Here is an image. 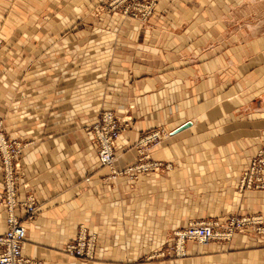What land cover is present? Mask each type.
<instances>
[{
	"label": "crops",
	"instance_id": "obj_1",
	"mask_svg": "<svg viewBox=\"0 0 264 264\" xmlns=\"http://www.w3.org/2000/svg\"><path fill=\"white\" fill-rule=\"evenodd\" d=\"M105 1L0 0V122L9 139L34 141L18 172L19 195L39 204L24 257L264 264V241L248 234L231 243L189 241L183 259H149L192 220L264 216V190L239 188L264 145V0H159L147 22H121ZM102 110L130 124L115 171L136 164L138 142L155 129L171 133L151 150L163 166L113 177L89 130ZM6 218L0 206V235ZM81 226L97 235L93 261L65 251Z\"/></svg>",
	"mask_w": 264,
	"mask_h": 264
},
{
	"label": "built area",
	"instance_id": "obj_2",
	"mask_svg": "<svg viewBox=\"0 0 264 264\" xmlns=\"http://www.w3.org/2000/svg\"><path fill=\"white\" fill-rule=\"evenodd\" d=\"M133 4V6H132ZM116 5L123 7L127 15L133 19L147 22L155 13L157 0H116ZM129 16V15H128ZM2 40L0 39V46ZM130 128L128 121L121 119L113 111H103L90 126L92 142L102 166L109 167L113 177L122 174H142L155 172L163 166L161 162L152 160L151 150L161 144L171 133L165 129L150 130L143 134L138 142V160L134 166L117 172L114 170L116 147L122 134ZM24 146L21 141L9 139L0 122V163L2 186L0 187V206L6 209L7 231L0 235V264H31V260L23 255L28 237L27 225L39 212V204L34 195L20 196L18 181L20 157ZM167 168V166H166ZM136 177V176H135ZM241 191L264 190V145L260 146L256 155L250 160L247 168L241 173L239 184ZM253 231L264 239V218L260 214L239 216L229 215L225 220L191 221L188 225L174 233V239L166 252L177 257L187 256L186 244L193 241L199 246L211 242L230 241L237 232ZM98 238L95 233L81 226L73 241L65 248L67 254L87 261L96 258ZM150 259L153 258L150 256Z\"/></svg>",
	"mask_w": 264,
	"mask_h": 264
},
{
	"label": "rangeland",
	"instance_id": "obj_3",
	"mask_svg": "<svg viewBox=\"0 0 264 264\" xmlns=\"http://www.w3.org/2000/svg\"><path fill=\"white\" fill-rule=\"evenodd\" d=\"M106 3L104 4V9H106L107 10V12L109 13V14H112V13H117V12H119L120 14H121V22L123 21V20H127V19H133V18H131L130 17V14H131V12H129L127 15H125L124 14V12H125V10H124V8L123 7H125V6H120V5H116V0H106L105 1ZM158 3H159V0H157V7H158ZM132 6H133V4H132ZM157 7H156V10H157ZM155 13H156V11H155ZM154 13V14H155ZM153 14V15H154ZM129 15V16H128ZM153 17V16H152ZM151 17V18H152ZM135 20H137V19H135ZM140 21V20H139ZM0 39L2 40V45L0 46V54L2 53V51H3V49H4V47H5V45H6V42H5V40L4 39H2L1 37H0ZM103 111H108V110H102L100 113H102ZM100 113H99V115H100ZM119 117V116H118ZM121 118V117H120ZM121 119H123V118H121ZM130 123H131V121H130ZM16 140H18V139H16ZM22 144H23V146H24V149L25 148H27V147H30L32 144H34V141H31V142H22ZM233 214H236V215H239L238 213H233ZM253 214H258V213H253ZM260 214V213H259ZM231 215V214H230ZM260 215H262V214H260ZM239 216H245V215H239ZM263 216V215H262ZM263 218H264V216H263ZM192 221H203V220H192ZM191 222V221H190ZM189 223V222H188ZM181 230V229H180ZM179 231V230H178ZM77 233V232H76ZM244 234H248V238H251V239H258V240H262V241H264V239L263 238H261L260 236H259V234H257L256 232H253L252 230L251 231H244V232H237L235 235H234V237L230 240V241H226L225 243H231L233 240H235L236 238H237V236H240V235H244ZM76 235V234H75ZM173 239H174V234L172 235V238H171V240L173 241ZM189 242V241H188ZM166 252V251H165ZM153 255V260L154 259H159V258H165L168 254L166 253L165 254V256L164 257H162V256H160L161 255V253L159 252V253H154V254H152ZM168 256H171L173 259H183V258H186L187 256H188V250H187V256H185V257H177L175 254L173 255V254H170V255H168ZM152 257V256H151ZM150 259V258H149ZM151 259V260H152Z\"/></svg>",
	"mask_w": 264,
	"mask_h": 264
},
{
	"label": "bare ground",
	"instance_id": "obj_4",
	"mask_svg": "<svg viewBox=\"0 0 264 264\" xmlns=\"http://www.w3.org/2000/svg\"><path fill=\"white\" fill-rule=\"evenodd\" d=\"M26 243V242H25Z\"/></svg>",
	"mask_w": 264,
	"mask_h": 264
}]
</instances>
